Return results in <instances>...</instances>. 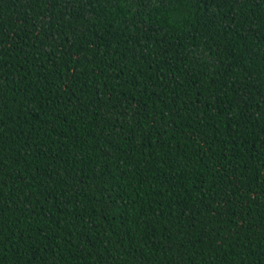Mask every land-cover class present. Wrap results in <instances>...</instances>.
I'll return each mask as SVG.
<instances>
[{
	"label": "trees",
	"instance_id": "obj_1",
	"mask_svg": "<svg viewBox=\"0 0 264 264\" xmlns=\"http://www.w3.org/2000/svg\"><path fill=\"white\" fill-rule=\"evenodd\" d=\"M0 264H264V0H0Z\"/></svg>",
	"mask_w": 264,
	"mask_h": 264
},
{
	"label": "snow or ice",
	"instance_id": "obj_2",
	"mask_svg": "<svg viewBox=\"0 0 264 264\" xmlns=\"http://www.w3.org/2000/svg\"><path fill=\"white\" fill-rule=\"evenodd\" d=\"M157 3H165L167 0H156Z\"/></svg>",
	"mask_w": 264,
	"mask_h": 264
}]
</instances>
